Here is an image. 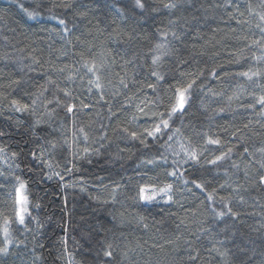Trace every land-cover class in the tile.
<instances>
[{
	"label": "trees",
	"instance_id": "trees-1",
	"mask_svg": "<svg viewBox=\"0 0 264 264\" xmlns=\"http://www.w3.org/2000/svg\"><path fill=\"white\" fill-rule=\"evenodd\" d=\"M133 2L0 0V148L27 182L31 212L28 230L13 218L12 237L23 243L0 254V264H68L67 257L75 264H264V154L257 151L264 146V115L259 105L247 107L264 94V59H255L264 51L253 43L261 39L256 25L264 26V0H145L143 12ZM169 2L177 7L165 9ZM20 4L29 11L42 5V15L30 19ZM162 32L169 33V55L154 66L151 50L162 42ZM92 60L104 62L102 89L89 84L84 63ZM249 69L262 75L252 81L238 75ZM154 70L164 79L157 82ZM189 73L198 79L185 114L173 124L182 133L173 148L179 151L176 139L199 148L205 133L219 137L221 145H209L199 162L174 166L183 153L173 156L161 147L166 137L149 139L145 147L122 129L150 128L152 113L164 111L157 96L166 104L172 86L188 81ZM234 93L239 99L229 101ZM13 100L29 108L17 110ZM138 104L144 112L136 110ZM79 127L87 142L79 132L72 135ZM229 147L223 161L206 163ZM152 159L157 163H147ZM174 170L177 177L168 174ZM3 173L0 183L9 171ZM142 184H172L173 201L139 200ZM5 187L0 211L13 217L11 182ZM213 207L226 213L230 207L237 215L219 218ZM109 244L112 257L104 255Z\"/></svg>",
	"mask_w": 264,
	"mask_h": 264
},
{
	"label": "snow or ice",
	"instance_id": "snow-or-ice-1",
	"mask_svg": "<svg viewBox=\"0 0 264 264\" xmlns=\"http://www.w3.org/2000/svg\"><path fill=\"white\" fill-rule=\"evenodd\" d=\"M55 6V5H53ZM20 7L23 9V11L26 13V15L30 19H37L39 16L42 15V13L39 11V8L42 7V5H37L33 10L29 11L27 8H24L23 4H20ZM112 7L115 9L116 12L123 15V11L121 8L117 7L116 4H113ZM165 9L172 10L177 7V4L174 2H169L163 5ZM146 8V2L145 0H134L133 2V9L134 10H140L143 12ZM155 10V9H153ZM242 15V14H241ZM55 19V17H52ZM259 20L261 22H264V14L259 15ZM59 23L61 25L65 24V21L63 19L59 20ZM257 28L260 29L261 32V39L255 40L253 43L255 45H258L262 51H264V26L261 24L256 25ZM64 31L67 32V27L64 28ZM162 37V42H159L155 45V47L151 50V62L154 66L158 65L163 57L169 55V45L167 42V36L169 33L162 32L160 33ZM171 35L174 38L177 37V34L175 32H172ZM256 60H262L264 59V56L255 57ZM104 62L101 60V62L97 63V61H86L84 63V67L86 68L88 73H91L92 79L89 80V84H93L97 89H102V84L100 83V75L99 73L104 68ZM63 71V69H61ZM152 75L157 78V82L164 79L163 75H161L157 71H153ZM190 79L183 84H181L179 81L172 86V93L170 96L167 97V103L165 104L164 99L157 96L158 106H163L164 111H155L152 113V116L156 119L153 121L150 128H144L141 132L137 131H129L128 128L122 129L124 133H126L132 140H138L141 145H144L145 147L148 146V140H152L153 142H158L160 140H163L166 137V145L161 144V147H165L167 149L172 150L173 156H179L181 153H183V159L182 160H173L172 163L174 166H181L182 164H186L189 162H199V159L201 156H203L204 152L207 151L209 145H221V139L219 137L213 138L212 136H209L207 133L204 134V142L203 144L197 148L196 146L192 145L191 140L189 139V142L187 146L184 142L181 140L176 139V143L179 144V151H176L173 148L172 141H174L175 138L182 135L181 130L179 127H173V124L175 123V119H179L183 117V115L186 112L187 107L190 104V101L192 99V89L193 85L196 84V80L198 79V76L196 74L189 73L188 74ZM215 75V73H213ZM240 77L246 78L248 81H252L254 77H260L262 74L259 71H252L249 69L248 71H243L238 73ZM69 79H72L71 76H69ZM48 83L54 84L55 81H52L51 78H49ZM120 83L124 85V87H127V83L124 80V78L120 79ZM149 88H152L153 91L156 90V85L149 84ZM242 88V86H238ZM61 91H64L65 95L70 96L71 93L67 92L66 90L61 89ZM215 95V94H214ZM240 93H234L233 96H229L228 99L231 101L233 98L239 99ZM102 96V93H101ZM40 97L37 96L35 99L32 100V106H35L37 104V100H39ZM53 101H48V103H52ZM55 102L59 105L60 101L58 97H55ZM13 105L16 106L17 110H27L29 108V105L24 104L21 105L18 101L13 100ZM149 103H157L155 101H150ZM260 106V114L264 115V94L259 96H254V103H250L247 105L248 108L255 109L256 106ZM75 105H69L67 106V112L72 113L75 109ZM84 107H88V105H84ZM136 108L139 112H144V109L140 107V105H136ZM224 109H219V111H223ZM34 111V108H33ZM111 112V109H109ZM136 117H133V120H135ZM39 123V121H37ZM248 124L244 125V128H248ZM73 127L75 128V121L73 120ZM237 131H240V129H237ZM77 132L82 134L83 139L85 142L88 141V134L84 131L83 127H79L75 131L72 132V135L74 137L77 136ZM235 135V133L233 134ZM240 139H243V136L240 137ZM67 143V141H65ZM53 148L56 147L55 144L52 145ZM3 149L0 148V153H3ZM88 149L85 148L84 152L87 154ZM98 154L99 150H95ZM257 151L261 154H264V146H261L257 149ZM232 152V148H228L227 151L221 152L220 155L215 156L214 159L206 161V163L209 164H217L219 161H223L225 158L229 156V154ZM245 153H248L249 156L252 155V153L249 152L248 148L245 147L244 149ZM13 157H15V153L12 154ZM33 156L35 154L33 153ZM80 158V157H77ZM0 159H3V156L0 155ZM163 159L164 163H167L166 157H161ZM5 163H7L5 161ZM147 163L149 164H156L157 161L155 159L148 160ZM50 169L52 168V165L48 163L47 165ZM233 167H239V165L233 164ZM261 167H264V164L261 165ZM15 168H18V165L15 166ZM9 173L8 177L11 179L9 180L8 177H5L4 182L0 183V189H6V184L11 182L12 184V191L8 192V197L12 201V211H13V217H9L6 215H3V212L0 211V216L3 217V225L0 227V234H2L3 237V246H0V254L7 255L9 253L10 247L15 245L16 247H19L22 241L16 242L11 234L10 225L12 223L13 218L15 219V222L20 225L24 226L25 230L27 229L26 225V218L31 217L30 212V201L29 196L27 194V182L21 178L20 175L15 174V170L13 165H8ZM70 172L71 169H68ZM172 177H177L178 172L177 170L171 171L168 173ZM54 175L59 177L61 180L64 179V177L59 173L55 172ZM0 176H4L3 171H0ZM183 177V173L179 174V178ZM52 176L49 175L48 179H51ZM185 184L188 183L187 180L183 181ZM260 182L264 183V175L260 176ZM193 185L196 188L203 190V185L200 183H197L196 181L192 182ZM223 187V185H222ZM137 197L139 200L144 201L146 203H150L153 201H156L158 197L165 198V202H171L173 201V185L172 184H165L163 187H157L154 184H142L138 188ZM207 199L209 201H212L214 199L212 193H208ZM223 199V198H222ZM242 199V198H241ZM36 207H39V205H36ZM227 207V205H226ZM212 211L215 213V215L219 218H223L226 214H232L233 216H236L237 213L232 212V209L230 207L227 208V213L225 211H219L216 212L215 208H212ZM34 219V218H33ZM143 218H141L142 220ZM144 227H147L145 224ZM264 227V225H262ZM219 243L223 244L224 241H220ZM112 245L109 244L107 246V249L104 252V255L106 257H112L113 253L111 251ZM226 253H220V255H225Z\"/></svg>",
	"mask_w": 264,
	"mask_h": 264
},
{
	"label": "rangeland",
	"instance_id": "rangeland-1",
	"mask_svg": "<svg viewBox=\"0 0 264 264\" xmlns=\"http://www.w3.org/2000/svg\"><path fill=\"white\" fill-rule=\"evenodd\" d=\"M136 110H137V108H136ZM138 112H139V111H138ZM139 113H142V112H139ZM0 155H1V154H0ZM2 156H3V155H2ZM5 161H6L7 163H5ZM0 163L5 164L7 168H8V165H9V164H10V165H13L15 172H16V170L18 169V168H15L16 165H15L14 161H13L9 156H7V157H4V156H3V159H0ZM67 259H68V264H75V262H73L69 257H67Z\"/></svg>",
	"mask_w": 264,
	"mask_h": 264
},
{
	"label": "bare ground",
	"instance_id": "bare-ground-1",
	"mask_svg": "<svg viewBox=\"0 0 264 264\" xmlns=\"http://www.w3.org/2000/svg\"><path fill=\"white\" fill-rule=\"evenodd\" d=\"M1 155H3L4 157H7L8 155H7V153L5 152V151H3V153H0ZM0 167H1V169L4 171V170H8L9 171V169L6 167V165L5 164H2V163H0Z\"/></svg>",
	"mask_w": 264,
	"mask_h": 264
}]
</instances>
